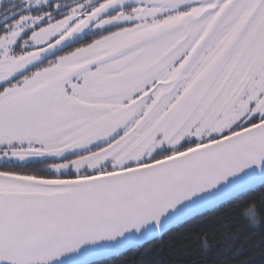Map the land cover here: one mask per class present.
<instances>
[{
  "label": "snow or ice",
  "instance_id": "snow-or-ice-1",
  "mask_svg": "<svg viewBox=\"0 0 264 264\" xmlns=\"http://www.w3.org/2000/svg\"><path fill=\"white\" fill-rule=\"evenodd\" d=\"M257 256L264 0H0V264Z\"/></svg>",
  "mask_w": 264,
  "mask_h": 264
},
{
  "label": "trees",
  "instance_id": "trees-1",
  "mask_svg": "<svg viewBox=\"0 0 264 264\" xmlns=\"http://www.w3.org/2000/svg\"><path fill=\"white\" fill-rule=\"evenodd\" d=\"M256 196H259V193L255 194ZM217 216L221 217L223 220L228 221V220H232V222L238 223L237 221L234 220V218L231 216V209L228 205H225V207L220 210L217 214ZM187 230H181V234L177 235L175 237V241L176 243H179L182 239L185 238V236L183 235L184 232H186ZM168 238H166L167 240ZM171 242V241H170ZM256 264H264V259H261L259 256H257L256 258Z\"/></svg>",
  "mask_w": 264,
  "mask_h": 264
}]
</instances>
